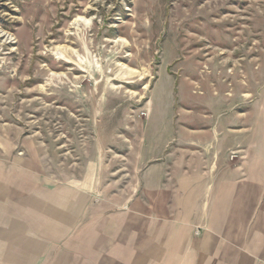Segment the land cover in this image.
Returning a JSON list of instances; mask_svg holds the SVG:
<instances>
[{"label": "rangeland", "instance_id": "rangeland-1", "mask_svg": "<svg viewBox=\"0 0 264 264\" xmlns=\"http://www.w3.org/2000/svg\"><path fill=\"white\" fill-rule=\"evenodd\" d=\"M173 114L230 117L264 155V0H0V221L10 187L53 193L93 162L129 202L147 126Z\"/></svg>", "mask_w": 264, "mask_h": 264}, {"label": "crops", "instance_id": "crops-1", "mask_svg": "<svg viewBox=\"0 0 264 264\" xmlns=\"http://www.w3.org/2000/svg\"><path fill=\"white\" fill-rule=\"evenodd\" d=\"M174 115L147 126L129 202L121 191L110 197L95 162L84 180L53 193L41 177L17 194L22 200L10 187V219L0 221L10 264H264V155L230 117ZM238 147L246 156L234 165ZM16 167L10 172L26 171Z\"/></svg>", "mask_w": 264, "mask_h": 264}, {"label": "built area", "instance_id": "built-area-1", "mask_svg": "<svg viewBox=\"0 0 264 264\" xmlns=\"http://www.w3.org/2000/svg\"><path fill=\"white\" fill-rule=\"evenodd\" d=\"M239 154L237 152H232L230 155V160L238 159Z\"/></svg>", "mask_w": 264, "mask_h": 264}]
</instances>
